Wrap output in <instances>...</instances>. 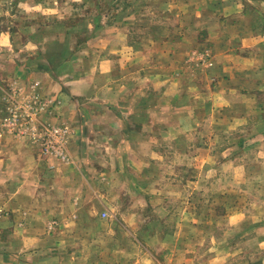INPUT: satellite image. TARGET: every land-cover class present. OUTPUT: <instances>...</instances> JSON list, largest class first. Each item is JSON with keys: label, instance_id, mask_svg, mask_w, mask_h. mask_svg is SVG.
<instances>
[{"label": "rangeland", "instance_id": "obj_1", "mask_svg": "<svg viewBox=\"0 0 264 264\" xmlns=\"http://www.w3.org/2000/svg\"><path fill=\"white\" fill-rule=\"evenodd\" d=\"M195 2L199 1L0 0V140L22 141L31 152L37 151L41 161L55 163L63 159L52 148L57 144L53 131L60 128L63 133L57 135L64 141L65 155L70 145V153L81 160L100 159L105 153L88 149L86 144L92 140L95 147L109 144L112 148L122 138L112 128L101 129L103 125L96 115L90 117L85 112L93 106L84 105L81 97L93 82L96 87L90 89L97 95L101 92L107 99H115L118 93L110 89V78L103 75L90 81L88 78L113 65L119 55L109 49L119 47L117 51H123L124 43L133 51L143 52L139 59L132 57L125 73L147 71L153 74L147 82L154 81L153 87H157V80L152 79L169 74V69L175 67L182 79H186L187 86L199 80L197 87H207L203 94L213 100L210 85L218 83V76L224 73L221 69L216 75L214 69L220 66L226 42L230 39L236 44L240 38L232 36L239 35L241 30L250 36L264 33V3L252 6L250 21L248 16L246 20L243 17L242 24L227 23L223 29L216 19L223 12L222 7L213 12L203 8L205 17L196 18ZM257 48L256 54L249 55L254 64L248 74L241 76L248 69L233 71L236 83L243 80L241 88H245L252 99L248 112H244V121L231 123L233 134L220 130L226 127L225 122L215 128L206 117L200 135H184L182 140L184 144L196 142L200 149L195 154L193 150L187 151L181 158L167 163L164 161L167 153L157 149L155 152L164 160H154L155 164L148 163V166L124 164V173L129 178L136 177V182L128 181L119 186V191L127 193L121 198L120 208L128 206L127 200L137 195V205L145 207V211L139 213L135 221L153 226L155 237L168 223L171 224L168 231H171L174 219L163 221L161 228L160 215L148 208L165 207L179 212L182 218L179 223L184 227L179 226L178 231L187 238L186 250L180 254L187 259L186 264H264V182H261L264 175L261 159L264 40ZM220 85L222 83L217 86L221 88ZM240 96L239 93L233 96L231 106L237 108L235 101H239ZM99 109L100 106L94 107V112ZM234 116L242 115L235 110ZM210 127H214L216 133H209ZM133 137L139 140V135ZM171 137L172 134H155L153 141L149 137L144 143L162 144L164 141L168 144ZM145 147L138 149L136 155L145 156ZM114 153L113 148L108 150V155L116 158ZM195 156L202 160L201 165L194 166ZM224 161L233 164L227 165ZM86 171L94 178L97 169ZM150 176H153L151 180H145ZM135 184H150L154 197L150 201L145 199L141 190L131 188ZM91 186L96 188L97 183L92 182ZM111 199L114 202V198ZM27 215L21 217L24 226L32 222L42 229L43 236L54 234L60 224L54 216L26 223ZM9 216L8 211L0 208V222ZM69 217L74 219L75 216L63 217L64 224ZM107 217L101 218L104 224L106 220L109 222ZM193 224L196 229L192 228ZM33 231L37 234V229ZM142 235H145L144 230Z\"/></svg>", "mask_w": 264, "mask_h": 264}, {"label": "crops", "instance_id": "obj_2", "mask_svg": "<svg viewBox=\"0 0 264 264\" xmlns=\"http://www.w3.org/2000/svg\"><path fill=\"white\" fill-rule=\"evenodd\" d=\"M198 1L195 2L196 18L205 17L203 8L213 12L216 8L222 7L223 12L216 19L222 23L220 28L223 29L227 23L242 24L247 16L250 21L252 6L264 3V0ZM234 36L240 39L236 44L230 39L226 42L228 45L221 52L220 66L214 69L215 74L221 69L224 71L218 76L220 79L218 83H222L221 88L217 86L218 83L210 85L214 101L203 94L207 87L205 89L197 87L199 80H193V84L187 86L186 79H182L183 76L181 77L180 71L175 67L169 69V74L155 76L152 80H157L158 86L153 87L154 81L147 82L153 74L147 71L125 73L132 57L138 56L139 59L143 52L133 51V48L125 43L122 46V49H125L123 51H117L119 47L113 48V51L109 49L110 52L118 54L119 58L114 60L113 65L102 68L99 74L96 76L92 74L88 79L90 81L99 75L110 78V89H115L118 95L112 101L101 92L97 95L90 89L96 87L91 82L81 100L84 105L93 106L91 110L85 112L90 114V117L96 115L103 125L101 129L107 131L112 128L113 132L119 133L122 140L112 147L116 158L108 155V150L112 149L111 145L108 144L107 147L99 144L95 147L92 144L94 141L91 140L86 144V148L105 153L97 161L77 158L70 153L69 145L67 155L62 161L47 163L41 161L37 151L31 152L28 145L22 141L9 138L0 140V208L10 213L9 218L6 217L7 221L3 218L4 220L1 219L0 222V264H186L187 259H183L180 254L182 250H186L187 238L178 231L180 227H184L183 223H179L182 220L179 212H171L165 207H147L152 213L160 215L161 228L163 221L174 219L171 231H168V226L171 225L168 223L163 226L159 238L155 237L152 232L153 226L149 223L140 225L135 221L137 215L145 211V207L137 205V195L127 200L128 206L120 208L121 198L127 193L119 191L121 190L119 186L128 181L136 182V177L129 178L124 173V164L130 167L141 163L148 166V163L155 164L154 160H164L162 159L164 157L155 152L157 149H163L167 153L164 160L167 163H170L171 159L181 158V154L187 151L193 150L195 154L196 150L200 149L197 148L196 142L184 144L182 140L184 135H200L206 117L215 128L225 122L226 127L220 128L225 134H233L234 126L231 123L244 121V112H248L252 99L245 88H241L244 81L236 83L233 71L235 68L248 69L241 73L242 77V74L249 73L254 64V59L249 55L256 54L257 44L263 42L264 33L250 36L241 30L239 35L232 37ZM127 53L131 55L127 57ZM261 87L264 88V80L261 81ZM238 93L241 96L239 101H235L237 108H234L231 102L234 100L233 96ZM96 106H100L98 112H94ZM226 109L230 111L228 114H231L228 118ZM221 110L224 113L220 112ZM235 110L242 115L240 118L234 116ZM263 110L261 109L262 160H264ZM214 127L209 128V133H216ZM240 132L244 130L241 128ZM136 134L139 135V140L133 137ZM155 134H172L173 137L167 141L168 144L164 141L162 144L144 143L149 137L153 141ZM182 144L185 146L184 149ZM144 146L146 155H136L138 149ZM129 150L136 152H127ZM119 152L121 153L118 156ZM197 158L194 157V160H197L194 166L202 164V160ZM224 162L227 165L233 164ZM87 169H97L94 178L87 174ZM262 172L264 173V169ZM152 177H146L145 180H151ZM195 179L196 176L192 180ZM262 181L264 182V175L261 177ZM92 182L97 183L96 188L91 186ZM149 186L150 184L140 186L135 184L131 188L141 190L144 198L150 201L154 195ZM111 198H114V202ZM22 214H28L26 223L54 216L60 224L54 234L43 236L42 229L32 222L24 226L21 222L24 219H21ZM67 215L75 217L71 219L70 216L64 224L63 217ZM100 216H108L109 222L106 220L104 224ZM192 228L196 229V225L193 224ZM36 229L37 234L33 231ZM142 230L145 231L144 236Z\"/></svg>", "mask_w": 264, "mask_h": 264}, {"label": "built area", "instance_id": "obj_3", "mask_svg": "<svg viewBox=\"0 0 264 264\" xmlns=\"http://www.w3.org/2000/svg\"><path fill=\"white\" fill-rule=\"evenodd\" d=\"M61 133H63V130L60 128H56L53 131V135L56 137L57 144H55L52 148L56 151L57 154L62 155V157L64 158L66 156L64 153V141H62V137L60 135H57Z\"/></svg>", "mask_w": 264, "mask_h": 264}]
</instances>
